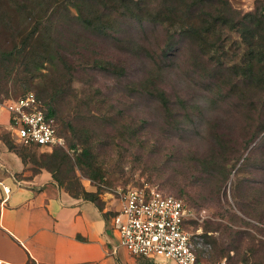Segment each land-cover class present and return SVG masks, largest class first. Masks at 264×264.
I'll return each instance as SVG.
<instances>
[{
    "label": "rangeland",
    "instance_id": "rangeland-1",
    "mask_svg": "<svg viewBox=\"0 0 264 264\" xmlns=\"http://www.w3.org/2000/svg\"><path fill=\"white\" fill-rule=\"evenodd\" d=\"M6 2L0 43L10 49L20 27L16 4ZM179 2L172 24L138 26L113 13L107 33L90 34L58 22L59 57L38 70L35 62L27 71L11 62L12 72L1 74L0 103L26 89L49 101L65 147L22 146L6 127L0 138L21 154L27 175L53 171L71 194L84 184L98 193L154 186L181 198L196 216L187 230L211 242L201 264H264V68L252 83L229 70L243 66L253 48L264 52V24L253 23L263 20L264 0ZM24 5L36 17L32 2ZM216 16L228 19L219 24ZM158 89L167 108L153 94ZM84 149L101 179L87 178L90 170L77 164Z\"/></svg>",
    "mask_w": 264,
    "mask_h": 264
},
{
    "label": "crops",
    "instance_id": "crops-1",
    "mask_svg": "<svg viewBox=\"0 0 264 264\" xmlns=\"http://www.w3.org/2000/svg\"><path fill=\"white\" fill-rule=\"evenodd\" d=\"M6 124L7 113L0 110V127ZM23 169L0 138V264H176L133 256L120 245L113 226L121 207L116 192L99 193L97 206L65 191L50 172L27 175Z\"/></svg>",
    "mask_w": 264,
    "mask_h": 264
},
{
    "label": "trees",
    "instance_id": "trees-1",
    "mask_svg": "<svg viewBox=\"0 0 264 264\" xmlns=\"http://www.w3.org/2000/svg\"><path fill=\"white\" fill-rule=\"evenodd\" d=\"M24 1L25 0H7L6 2V4L8 3L7 8L11 7V2L16 4V26H19L20 29L15 30L16 32H19L20 38L18 42L12 40L10 49H4L2 47V43H0V82H2V73H5L6 71L9 73L12 72L13 68H9L11 62H19L20 65L25 68V71L30 70V64L35 62L36 64L38 63L37 66L35 64L33 65H35V69L38 70L45 62H51L52 59L59 57V49L56 40V34H58L59 31L55 27L58 22L61 24L64 22H70V24L71 22H74L79 28L81 27L83 31L89 32L90 34H105L108 31L107 29H109L108 26L115 25V21H113V13L118 16L121 15L124 18L132 19L138 26L145 23L164 25L165 23L172 24L173 19L176 17L178 18L182 10L178 6L180 5L179 0H28L30 3L32 2L35 10L37 11V15L35 17L32 15L31 11L25 7ZM100 7L102 10H100ZM154 7L157 8L154 10ZM7 10L1 8L0 12L3 14ZM262 10H264V6ZM260 14L261 13H259V15ZM208 16L210 17V15ZM50 17H53L55 23L52 21L49 22ZM197 17L201 19V15ZM261 18L264 20L263 14H261ZM1 19L2 18L0 17V26H4ZM227 19L228 18L216 16L215 22L223 24L227 21ZM263 20H261L260 17H258V19L256 17L253 23H255L256 26H260L261 24H264ZM209 22L210 19H207L205 15V17L202 18V23L208 24ZM231 22L232 24L235 23L239 25L246 24L239 19H232ZM6 23L8 25L9 22L6 21ZM14 28L12 29V32ZM54 30L56 31L55 33ZM168 50L169 48L162 54L163 57L167 56ZM170 57L171 59H174L175 53H171ZM238 66L239 65H232L229 68V70L233 69V73L239 75L237 78L238 82L244 83V80H249V82L252 83L254 80H259L255 69L257 68L260 70L259 67L261 69L264 68V52L258 48H253L250 53H248L247 59L243 61V66L240 68H238ZM2 68L5 69L3 70ZM227 69L228 68H224L223 70L225 71ZM210 83L211 82H209V84ZM29 91L32 90L26 89L22 94ZM153 94L161 101L162 106L167 108L168 100L165 98L164 92L158 89ZM35 95L43 104L45 115L47 117H52L55 120V107L50 104L49 101L41 98L38 94L35 93ZM57 133L60 134L58 128ZM8 145V148L12 150V146H10L9 143ZM15 153L24 162L21 154L16 151ZM58 161L59 159L57 158V162ZM76 162L81 168L84 167L90 170V172L86 175L87 178L91 180L102 178L100 172L93 169L90 153L87 149H84L76 156ZM51 175L53 179L57 180V178L54 177L53 171ZM67 192L70 193L69 191ZM98 194V191L88 192L80 185L78 190H75V193L71 195L80 196L94 202L97 206H100V201H97ZM201 237L204 243L209 245V247L205 249L203 246H195L198 261L199 253L204 254L211 250L210 240L204 236V234H202Z\"/></svg>",
    "mask_w": 264,
    "mask_h": 264
},
{
    "label": "built area",
    "instance_id": "built-area-1",
    "mask_svg": "<svg viewBox=\"0 0 264 264\" xmlns=\"http://www.w3.org/2000/svg\"><path fill=\"white\" fill-rule=\"evenodd\" d=\"M0 110L7 113L6 129L16 143L47 149L65 147L55 120L45 115L44 106L33 91L0 103ZM117 194L121 207L113 216V226L120 245L130 254L173 260L176 264H201L195 246L207 249L208 245L201 232L187 230V222L196 216L181 198L164 194L154 186L131 187L118 190ZM216 264L228 263L222 258Z\"/></svg>",
    "mask_w": 264,
    "mask_h": 264
}]
</instances>
